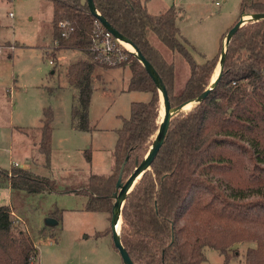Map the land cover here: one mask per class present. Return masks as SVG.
Instances as JSON below:
<instances>
[{
  "label": "trees",
  "instance_id": "obj_1",
  "mask_svg": "<svg viewBox=\"0 0 264 264\" xmlns=\"http://www.w3.org/2000/svg\"><path fill=\"white\" fill-rule=\"evenodd\" d=\"M49 1L53 6V53L45 55L53 62L63 50H77L85 56L71 62L66 74L79 92L72 117L78 128L88 129L96 66L108 67L92 50L96 17L87 0ZM94 2L110 24L154 65L173 106L206 90L224 35L219 52L199 63L191 43L181 34L175 6L152 13L143 0ZM243 13H264V0H243L239 19ZM65 21L68 24L62 27ZM149 31L189 65V78L178 95L171 93L174 63L151 43ZM127 53L123 65H129L132 73L128 90L150 92L151 97L133 101L129 117L117 129L112 172L91 174L87 179V211L111 212L121 166L128 157L126 180L136 161L141 162L150 150L157 122L160 124L158 86L137 56ZM44 116L52 117L50 108ZM36 131V149L48 164L53 124L45 121ZM86 158L91 161L89 152ZM6 182L12 193L28 194L53 191L57 184L29 168L0 167V185ZM122 215L121 240L135 264H202L207 259L206 248L217 250L224 257L222 264H229L234 259L230 255L233 247L243 243L255 244L247 248L244 264H264V19L239 28L229 42L216 86L201 103L172 119L164 144L128 195ZM38 255L32 234L18 230L10 204L0 203V264H35Z\"/></svg>",
  "mask_w": 264,
  "mask_h": 264
},
{
  "label": "rangeland",
  "instance_id": "obj_2",
  "mask_svg": "<svg viewBox=\"0 0 264 264\" xmlns=\"http://www.w3.org/2000/svg\"><path fill=\"white\" fill-rule=\"evenodd\" d=\"M242 1L146 2L149 11L155 13L176 7L181 34L191 43L197 62L203 63L219 52L221 37L225 38L240 17ZM52 18L49 0H0V167L29 168L57 183L55 190L40 194L11 193L10 184L3 183L0 203L10 204L18 230L32 234L39 249L35 264H124L113 243L110 212L85 210L84 187L90 174L112 172L117 129L123 118L129 117L131 103L148 101L151 93L128 90L132 75L129 65L96 66L90 126L78 128L72 113L79 92L68 82L66 71L71 62L85 56L77 50H64L54 64L50 63L45 54L53 53ZM148 36L165 58L174 63L171 93L180 94L190 75L187 61L152 31ZM49 105L57 109V114L48 165L35 143L39 140L36 130L42 125ZM87 152L91 161L86 158ZM48 217L58 220V224L48 226ZM100 232L107 233L98 235ZM254 245H235L230 253L234 259L229 264H244L247 248ZM205 252L207 259L202 264L223 263L224 257L217 250L206 248Z\"/></svg>",
  "mask_w": 264,
  "mask_h": 264
},
{
  "label": "water",
  "instance_id": "obj_3",
  "mask_svg": "<svg viewBox=\"0 0 264 264\" xmlns=\"http://www.w3.org/2000/svg\"><path fill=\"white\" fill-rule=\"evenodd\" d=\"M87 2L90 8V12L96 17L97 20H99L102 23V25L106 29H108L122 43L128 42L133 46L134 48L133 50H130L127 47L126 48L130 52H132L134 55L137 56V58L144 65L146 70L149 72V74L155 81L156 85L158 86L159 93H160L161 106H163V109H164V114L161 118V123L159 124V122H157L158 131L154 136V140L152 142L150 150L148 151V153L146 154V156L141 162H139L138 160L136 161L135 170L126 180H124L123 178L124 169L128 161V157L126 158L125 162L121 166L119 178L116 183L115 192L113 193V196H112V198L114 199V202H113V207L111 210V232H112L114 246L119 251L124 264H135L134 260L130 256L128 250L123 245L122 240H121V228H122V223H123L122 212H123L125 201L128 195L134 189L135 185L139 182L143 174L151 168L153 161L157 157L162 145L164 144L166 140L172 119L175 116L192 109V108L184 109V106H186L187 104L191 102H195L196 103L195 106H196L197 104L201 103L207 97V95L211 92V90L216 86L220 76L222 75L224 62H225L226 55H227L228 45L233 35L243 25H246L247 23L258 22L260 20H263L264 13H243L242 14L239 21L235 23V25L228 31V33L226 34L224 38L223 48H222L221 55H220L221 57L218 63V67L220 69V74L218 75V77L212 83H209L206 90L202 92L198 97L192 100H189L187 102H183L177 106H173L169 99L166 84L164 83L162 77L160 76V74L158 73L154 65L144 56V54L137 48V46L133 43L132 40H130L126 35L116 30L110 24V22L98 11L94 0H87ZM244 16H247L246 21H244ZM48 108H50L52 117L44 116L43 120L53 124L55 122L54 117L57 114V109L51 105H49ZM46 224L48 226H54L58 224V220L52 217H48L46 219Z\"/></svg>",
  "mask_w": 264,
  "mask_h": 264
},
{
  "label": "built area",
  "instance_id": "obj_4",
  "mask_svg": "<svg viewBox=\"0 0 264 264\" xmlns=\"http://www.w3.org/2000/svg\"><path fill=\"white\" fill-rule=\"evenodd\" d=\"M68 21L60 25L65 27ZM66 36V33H63ZM57 44V41H56ZM92 50L97 58L108 67L123 65L128 59L127 48L119 39H117L102 23L96 19L95 28L92 35ZM50 63L54 62L50 60Z\"/></svg>",
  "mask_w": 264,
  "mask_h": 264
},
{
  "label": "bare ground",
  "instance_id": "obj_5",
  "mask_svg": "<svg viewBox=\"0 0 264 264\" xmlns=\"http://www.w3.org/2000/svg\"><path fill=\"white\" fill-rule=\"evenodd\" d=\"M246 19H247V16H244V21H246ZM124 43V45L128 48V49H130V50H133L134 48H133V46L130 44V43H128V42H123ZM215 76L212 78V80H211V83L218 77V75L220 74V69H219V67L215 70ZM195 102H191V103H189V104H187L186 106H184V109H189V108H192L193 106H195ZM163 114H164V109H163V107H162V110H161V113H160V123H161V118H162V116H163Z\"/></svg>",
  "mask_w": 264,
  "mask_h": 264
},
{
  "label": "crops",
  "instance_id": "obj_6",
  "mask_svg": "<svg viewBox=\"0 0 264 264\" xmlns=\"http://www.w3.org/2000/svg\"><path fill=\"white\" fill-rule=\"evenodd\" d=\"M143 1L146 3V5H147V7H148V4H147V2H146L147 0H143ZM148 10H149V7H148ZM150 12H151V11H150ZM152 13H155V12H152ZM63 51H64V50H63ZM68 51H74V50H68ZM61 52H62V51H61ZM58 54H59V53H58ZM79 55H80V53H79ZM81 55H82V53H81ZM72 57H73V56H72ZM54 63H55V62H54ZM54 63H53V64H54ZM130 78H131V77H130ZM72 87H73V86H72ZM149 99H150V98H149ZM149 99H148V100H149ZM77 103H78V100H77ZM44 122H45V121H43V123H44ZM43 123H42V125H43ZM42 125H40V126H42ZM90 175H91V174H90ZM90 175H89V176H90ZM84 189H85V187H84ZM46 192H47V191H46ZM11 193H12V190H11ZM83 195H85V193H84ZM85 197L88 199V196H87V195H85Z\"/></svg>",
  "mask_w": 264,
  "mask_h": 264
},
{
  "label": "flooded vegetation",
  "instance_id": "obj_7",
  "mask_svg": "<svg viewBox=\"0 0 264 264\" xmlns=\"http://www.w3.org/2000/svg\"><path fill=\"white\" fill-rule=\"evenodd\" d=\"M107 214H108V212H107ZM109 221H110V226H109V228H110V231H111V212H110V215H109ZM107 230V229H106ZM107 233V232H106ZM109 233V232H108ZM111 234H112V232H111Z\"/></svg>",
  "mask_w": 264,
  "mask_h": 264
}]
</instances>
